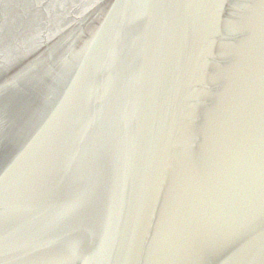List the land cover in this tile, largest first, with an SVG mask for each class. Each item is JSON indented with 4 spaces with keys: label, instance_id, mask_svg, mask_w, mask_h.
Returning <instances> with one entry per match:
<instances>
[{
    "label": "water",
    "instance_id": "95a60500",
    "mask_svg": "<svg viewBox=\"0 0 264 264\" xmlns=\"http://www.w3.org/2000/svg\"><path fill=\"white\" fill-rule=\"evenodd\" d=\"M0 264H264V0H0Z\"/></svg>",
    "mask_w": 264,
    "mask_h": 264
}]
</instances>
